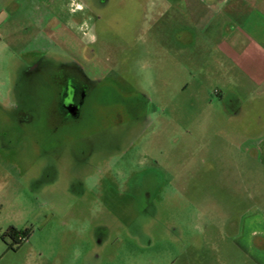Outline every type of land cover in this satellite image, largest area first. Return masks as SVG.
<instances>
[{"label": "rangeland", "instance_id": "rangeland-1", "mask_svg": "<svg viewBox=\"0 0 264 264\" xmlns=\"http://www.w3.org/2000/svg\"><path fill=\"white\" fill-rule=\"evenodd\" d=\"M184 8L182 0H0V264H253L234 236L264 220V154L247 141L264 133V108L235 115L213 81L183 80L185 56H202L180 36ZM38 60L81 63L111 103L106 131L92 139L116 150L81 163L69 148L1 133ZM126 100L139 109L125 111ZM142 165L158 184L152 206L133 214L124 170ZM10 226L25 239L14 242Z\"/></svg>", "mask_w": 264, "mask_h": 264}, {"label": "crops", "instance_id": "crops-1", "mask_svg": "<svg viewBox=\"0 0 264 264\" xmlns=\"http://www.w3.org/2000/svg\"><path fill=\"white\" fill-rule=\"evenodd\" d=\"M182 4L188 28L185 26L180 36L185 46L194 43L196 53L202 54L200 61H192L190 56L186 61L185 54L183 80H211L210 86L216 87L214 95L226 96L227 108L233 114L245 108L244 112L248 109L247 113L261 116L264 108V0H182ZM183 49L185 52L187 47ZM175 70L180 72L178 66ZM209 98L205 96L211 105ZM242 100L243 105L244 101L251 103L242 107ZM247 141L264 154V133ZM244 225L253 228L247 233L237 231L234 239L238 247L253 264H264V220ZM241 241L247 243L246 246Z\"/></svg>", "mask_w": 264, "mask_h": 264}, {"label": "flooded vegetation", "instance_id": "flooded-vegetation-1", "mask_svg": "<svg viewBox=\"0 0 264 264\" xmlns=\"http://www.w3.org/2000/svg\"><path fill=\"white\" fill-rule=\"evenodd\" d=\"M31 64L25 73L23 92L19 96L21 104L15 105L14 116L7 118L6 124L1 125V133L17 138L24 133L37 145L69 148L71 154L81 160V163L91 158L97 149H107L105 153L116 150L117 147L111 146L110 142L102 147L92 139L98 131H106L107 126L102 125V120L106 108L111 103L105 101V94L97 93L99 84L92 81L93 78L87 75L81 63L72 61L53 65L38 60ZM96 97L100 100L98 103H94ZM125 103L122 105L125 111L139 109L138 100L130 103L126 100ZM87 110L88 119L84 116ZM82 133L89 136L87 144L77 141L84 137ZM80 150L85 151L82 158L77 157ZM111 170L112 168L109 172H112ZM129 170L130 172L124 170L123 179L125 180L127 175L128 178L131 177L135 189H131L129 193L119 190V193L130 195V207L133 214H136L152 206L158 179L152 169H145L143 165L141 169L135 166ZM132 170H135V173H132ZM8 235L14 242L22 239V236L16 233Z\"/></svg>", "mask_w": 264, "mask_h": 264}, {"label": "trees", "instance_id": "trees-1", "mask_svg": "<svg viewBox=\"0 0 264 264\" xmlns=\"http://www.w3.org/2000/svg\"><path fill=\"white\" fill-rule=\"evenodd\" d=\"M5 233H6V234H9V233H16V234H19V233H21V231L15 229L14 227H8V229L5 231ZM23 234H24V235H27V234H26V231H24ZM24 239H25V238L22 236V239H21V240H19V241H15V242L20 243V242L23 241ZM9 247H11V245H9Z\"/></svg>", "mask_w": 264, "mask_h": 264}, {"label": "clouds", "instance_id": "clouds-1", "mask_svg": "<svg viewBox=\"0 0 264 264\" xmlns=\"http://www.w3.org/2000/svg\"><path fill=\"white\" fill-rule=\"evenodd\" d=\"M78 7H79V5H78Z\"/></svg>", "mask_w": 264, "mask_h": 264}]
</instances>
